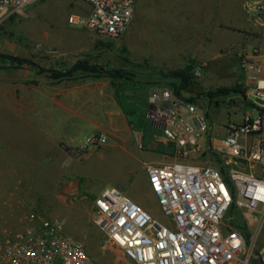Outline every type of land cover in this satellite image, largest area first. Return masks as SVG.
I'll return each instance as SVG.
<instances>
[{"label":"rangeland","instance_id":"rangeland-1","mask_svg":"<svg viewBox=\"0 0 264 264\" xmlns=\"http://www.w3.org/2000/svg\"><path fill=\"white\" fill-rule=\"evenodd\" d=\"M40 1L0 26V42H12L21 52L20 58L26 60L21 62L24 65H13L0 56V256L36 232L43 220L54 218L62 222V233L83 243L97 264H126L118 258V250L102 248L103 234L91 222L93 199L101 189L117 188L165 223L143 167L215 162L203 152L185 159L178 156L175 146L151 125L144 108L137 107L133 112L125 109V86L142 88L145 83L174 93L181 81L167 73L189 68V85L179 91L182 101L204 111L214 125L227 123L228 116L238 120L235 113L252 106L244 93L242 97L235 94L244 92L243 83L236 82L241 77L239 59L264 54V0H208L206 3L213 6L210 12L219 14L218 25L203 23L208 18L198 8L188 7L184 12L194 15L182 18L185 24L179 26V34L174 24L167 25V39L161 41L154 40L152 18L137 15L127 32L113 42L67 23L68 16L77 15L84 1L74 0L70 7L51 12L48 16L56 23L44 11L34 10ZM258 2L262 10L256 15L251 9ZM126 35L136 40L123 44L121 39ZM216 45L224 59L218 64L220 72L212 73L215 62L198 56L214 51ZM76 62L106 71L127 68L132 73L123 80L114 79V88L107 86L112 100L108 95H91L78 89V82L94 73H54ZM197 71L201 72L199 76ZM94 76L109 75L104 72ZM206 79L221 83L206 88L202 86ZM218 89L235 91L207 96ZM82 118L87 120L85 128L92 121L99 124L94 132L106 135L104 145L85 148L88 135L83 130L72 137V125L81 124ZM127 120L133 127L124 126ZM230 216L247 243L254 241L249 264H258L256 253L264 244V231L257 233L258 214L234 209L225 218ZM249 249L247 244L245 253Z\"/></svg>","mask_w":264,"mask_h":264},{"label":"built area","instance_id":"built-area-1","mask_svg":"<svg viewBox=\"0 0 264 264\" xmlns=\"http://www.w3.org/2000/svg\"><path fill=\"white\" fill-rule=\"evenodd\" d=\"M38 1L0 0V26ZM82 1L90 11L69 15L70 26L112 42L127 32L136 0ZM261 10L259 2L251 9L256 15ZM239 65L244 94L257 108L220 126L221 138L210 136L212 125L194 104L176 99L169 88L149 90L150 123L175 146L178 156L203 152L215 163L143 167L165 223L122 191L101 189L93 199L91 222L103 234L102 248L118 250L126 264H249L254 241L247 243L232 216L225 215L234 209L257 213V233L264 231V55L240 56ZM106 141L104 133L93 132L84 146L95 149ZM61 228L58 219L43 220L19 246L3 252L0 264H97L83 243ZM256 256L258 264H264V244Z\"/></svg>","mask_w":264,"mask_h":264},{"label":"crops","instance_id":"crops-1","mask_svg":"<svg viewBox=\"0 0 264 264\" xmlns=\"http://www.w3.org/2000/svg\"><path fill=\"white\" fill-rule=\"evenodd\" d=\"M202 1V2H200ZM208 0H136L135 3V8H134V19L135 16L137 15H141L143 17L152 18V24L154 25V40H166V26L167 25H172L174 24L176 26V33L179 34L178 30H179V26L185 24V21L182 20L183 17H192V15H194V13L191 12H187L185 13L184 10L186 8H191L193 9V7L198 8V10H200L202 12L203 15H205V19L208 18V20L203 21V23H207V24H214V25H218L219 24V18H218V13L214 14L213 12H210L211 10H213V6L208 5V3H206ZM256 1H260V0H256ZM72 2H74V0H42L40 1L39 4L36 5V7L34 8V10L38 9L37 11H44V13L46 14V17L49 18L50 20H53L54 23L55 19L50 18L48 15L55 11L57 8L61 7V6H65V7H70L72 5ZM84 6L83 8L80 10H78V14L79 15H85L90 11V7L86 2H83ZM77 14V15H78ZM209 17H214L215 20H209ZM12 18V17H11ZM260 18V17H259ZM192 23V22H190ZM132 27V25H131ZM130 27V29H131ZM129 29V30H130ZM216 32H218L216 30ZM93 35V34H91ZM100 39V37H99ZM136 39L132 38L130 35H126L124 38L121 39V42L123 44L129 45L131 44L133 41H135ZM107 47V46H104ZM12 56V57H18L20 58L21 52H18V49L15 47V45L10 42V41H5V39L2 40V42H0V56ZM264 55V54H263ZM23 56V53H22ZM104 57L107 56L105 55ZM138 57H142L141 54L138 55ZM258 57V56H257ZM257 57H253L254 59H256ZM198 58H200L201 60H205L206 62H215V67H211L212 73H218L220 72L218 64L223 61L224 59V55L223 53L219 50L218 45H216V49L212 52H204L203 54H199ZM3 61H9L10 63H12L13 65H16V62H11L10 59H3ZM93 63V62H92ZM99 63V62H98ZM20 64L21 65H24ZM96 64V63H94ZM70 65H68L66 68L63 69H58L56 70L57 72H63L64 69H69ZM216 68V69H215ZM27 69V68H25ZM23 70V72H26V70ZM49 69V68H48ZM105 70V68H103ZM121 70H129L127 68H120ZM55 70V69H54ZM119 70V69H118ZM240 71V75L241 77L236 79L237 83H243L244 85V79H243V73ZM143 73L139 74L142 75ZM91 76L93 78H91ZM91 76H87L86 79H84V81H80L78 83H80L78 85V89H80V91L82 92H86L88 91L89 93H91V95H108V98L110 99H114L112 92H108L106 91V88L108 85H110L112 88L115 87L114 84V79L116 78H111L110 76H105V77H95L94 74H92ZM143 76V75H142ZM132 78L135 79L134 77H130L129 80ZM117 79H124V78H117ZM89 80H95L96 82H91ZM102 80V81H101ZM146 80V79H145ZM217 81V80H216ZM215 79L212 80H204L202 82V86L206 87V88H211V87H215L216 85H219L221 82H216ZM142 88H137L136 86H130V84L128 86H125V93L124 95L126 99H127V103L125 109H127V111H131L133 112L135 108H144L145 109V113L146 116H148V102H149V90L152 87H156V86H148L145 85V83H143L141 85ZM237 96L240 95V97H242V94L240 93H235ZM139 99V100H138ZM138 100V101H137ZM176 104V103H175ZM255 108H257L256 105H253L249 108H246L242 113H235V117L238 120H232L230 119V116H228L230 121H239L241 119V116L248 111L251 110H255ZM80 123L79 125H72V137H78V135L76 134L77 130H83V134H85V136L93 133L94 131H96V129L99 128V124L97 122H90V126L89 124L86 125L85 128V121H87L86 119H80ZM85 120V121H84ZM228 120V121H229ZM70 121V120H67ZM130 123V125H129ZM211 123V122H210ZM226 124V123H225ZM65 129L68 130L69 126L66 123L65 124ZM123 125V124H122ZM152 125V124H151ZM212 132L210 134V136H212L213 138H221L223 136V130L220 128V126H222V124H218V125H214L212 124ZM224 125V124H223ZM124 126L127 128V126L133 127L132 123L129 122L127 120L126 124H124ZM91 131V132H90ZM193 164V163H192ZM117 189V188H116Z\"/></svg>","mask_w":264,"mask_h":264},{"label":"trees","instance_id":"trees-1","mask_svg":"<svg viewBox=\"0 0 264 264\" xmlns=\"http://www.w3.org/2000/svg\"><path fill=\"white\" fill-rule=\"evenodd\" d=\"M2 56V55H1ZM4 58L10 59L11 62H19V64H21V62H25L26 60L18 58V57H12V56H2ZM87 71V72H91L94 74H103L104 72H106L109 76L113 77V78H124V77H129L131 75V71L130 70H103V68L97 67V66H89L86 62H76L73 65L70 66V68L68 70H64L63 72H54L55 74H69V73H73L75 71ZM50 71V70H48ZM189 72V68L187 69H181V70H174V71H169L167 73V76L170 77H174L177 78L181 81L180 84V88H177L173 94V96L178 99V100H182V98L180 97L179 91L185 87H187L189 85L190 82V76L188 74ZM52 73V72H51ZM235 90L232 89H218L215 92L212 93H208L207 96L214 94V93H229V92H233ZM239 92V91H238ZM244 93V92H239ZM264 113V110H263Z\"/></svg>","mask_w":264,"mask_h":264}]
</instances>
